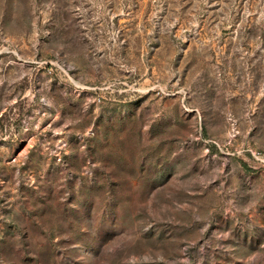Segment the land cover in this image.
Segmentation results:
<instances>
[{"label":"rangeland","instance_id":"374dc122","mask_svg":"<svg viewBox=\"0 0 264 264\" xmlns=\"http://www.w3.org/2000/svg\"><path fill=\"white\" fill-rule=\"evenodd\" d=\"M0 264H264V0H0Z\"/></svg>","mask_w":264,"mask_h":264}]
</instances>
